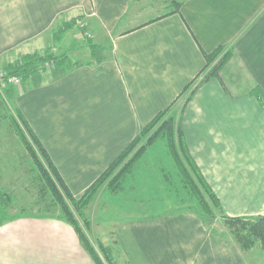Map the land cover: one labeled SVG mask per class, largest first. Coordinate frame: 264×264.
Masks as SVG:
<instances>
[{
    "label": "crops",
    "instance_id": "crops-1",
    "mask_svg": "<svg viewBox=\"0 0 264 264\" xmlns=\"http://www.w3.org/2000/svg\"><path fill=\"white\" fill-rule=\"evenodd\" d=\"M146 1L0 0V69L13 55L44 50L57 22L87 18L93 39L109 41L105 55L93 42L95 61L7 87L15 107L80 198L225 45L230 56L196 87L180 126L225 213L264 215V0H184L169 15V0ZM138 14L147 19L132 24ZM164 205L115 226L117 264H248L195 212ZM0 264L95 262L71 225L33 216L0 225Z\"/></svg>",
    "mask_w": 264,
    "mask_h": 264
},
{
    "label": "rangeland",
    "instance_id": "rangeland-1",
    "mask_svg": "<svg viewBox=\"0 0 264 264\" xmlns=\"http://www.w3.org/2000/svg\"><path fill=\"white\" fill-rule=\"evenodd\" d=\"M149 1L151 0H147L146 3ZM149 10L152 11L151 8ZM132 12L135 13L136 9L133 8ZM134 18L136 19L132 24H137L147 19V16L138 14L137 16L134 15ZM91 26L87 18L64 24L57 22L48 33L49 43L47 47L40 52L43 58L49 57L50 59L38 67L39 71L53 69L55 72L61 73L77 63L87 60L95 61L90 54V49H93V51L99 49L95 47L93 42L100 43L104 48L100 51L101 55L108 53L109 41H101L99 38L94 40ZM16 58L13 55L9 59L13 64L22 60V56ZM9 64L0 69V74L9 75L6 71V66ZM215 66L216 62L211 64L208 69L210 70ZM203 77L204 74L199 77V81ZM7 87L9 86L0 85V189L12 195L13 204L7 209L0 206V219H5L6 216L18 213L23 209L26 212L47 213V205L51 203L50 196H44L42 193L37 177V169L32 165V161L22 144H20L19 138L9 122V115L13 114L16 107L11 95L7 92ZM191 89L185 91L172 106L171 111L164 117L173 116L176 120L180 119ZM158 125L156 124V126ZM156 126L141 132V138L131 154L118 165L116 171L128 163V159L134 155L136 149L141 147L142 143H145L147 135L154 133ZM167 151L163 140H158L154 146L148 147L147 152L137 160L132 168L130 167L123 178L119 179L118 184H121V186L117 188L118 191L113 192V189H109L108 186L102 188L103 185L97 188L92 201L83 210L86 217L85 221L76 213L82 230L100 256L102 254L99 243L111 249L114 246V240L116 239H113L114 236L110 238L109 234L114 231L119 222L127 218L145 217L148 214H153L163 208L164 203H161L163 201L166 202L164 210L173 211L179 208L195 212L197 215L195 205L192 203H177L180 193H176L174 188L167 193L163 189L166 186L165 184L177 182L174 176L170 177L175 174V168ZM181 195L186 199L189 198L186 192H182ZM224 221L222 216L218 215L208 225L211 230L217 232L218 237L235 243L234 236L231 235L228 227L223 224ZM106 235L108 236L107 240L105 239ZM243 253L248 264H263L264 254L259 242L249 250L243 251Z\"/></svg>",
    "mask_w": 264,
    "mask_h": 264
},
{
    "label": "trees",
    "instance_id": "trees-1",
    "mask_svg": "<svg viewBox=\"0 0 264 264\" xmlns=\"http://www.w3.org/2000/svg\"><path fill=\"white\" fill-rule=\"evenodd\" d=\"M183 1L184 0H169L165 15L179 11ZM40 52L41 51H37L32 54H27L16 64L10 63L6 66V71L11 76H20L22 81L27 80L33 74L40 73L38 67L44 64L46 60L50 59L49 57L43 58ZM230 54V49L225 45H220L211 53L206 54L207 62L201 73L184 89L170 107L159 112L153 120L141 130L142 132L159 124L156 126L153 134L147 135L145 143H142L141 147L136 149L134 155L128 159V163L120 170L116 171L118 165L131 154V151L141 138V132L117 156V158L80 198H75L72 195L64 180L58 174L57 168L50 159L49 154L40 139L21 111L18 108H15L13 114L9 115V122L13 131L17 134L20 144H22L32 161V165L37 169V177L42 193L44 196H50L51 203H48L47 205V213L26 212L23 209L18 213L6 216V218L4 217L5 219H0V225L22 217H55L68 223L75 229L83 247L91 255L95 264H117L112 249L104 246L102 243H99V249L102 254V256H100L99 252H97L82 230L76 213L85 221L86 217L83 210L92 201L93 194L97 188L103 185L102 188H107L108 186L109 189H113V192L118 191L117 188L121 186V184H118L119 179L121 177L123 178L130 167L132 168L137 160L147 152L148 147L154 146L158 140H163L175 168V174L170 177L174 176L177 180L175 183L165 184L166 186L163 187L165 193L168 191L170 192L174 188L176 193H180V196L178 197L179 199H177L179 203H192L195 205L197 215L205 222L209 229H211L209 226L211 221L216 219L218 215H221L222 219L225 220L223 224L228 227L231 231V235L234 236V244H236L242 252L249 250L259 242L264 254V215L256 217L228 216L225 213L219 198L212 190L195 160L191 156L182 127L180 126V120H176L173 116L164 117L171 111L172 106L179 100L185 91L192 88L187 98L188 102L192 94L195 92L196 87L204 79L211 75H217ZM214 62H216V66L209 70L208 68ZM45 71L43 70V72ZM203 74V79L199 81V77ZM182 192H186L189 198H184L183 195H181ZM12 200V195L9 192L0 189V206H2V208H9V206L13 204ZM162 203L166 202L163 201ZM1 213L5 214L4 212ZM212 231L214 232V230ZM214 233L217 235V232Z\"/></svg>",
    "mask_w": 264,
    "mask_h": 264
},
{
    "label": "built area",
    "instance_id": "built-area-1",
    "mask_svg": "<svg viewBox=\"0 0 264 264\" xmlns=\"http://www.w3.org/2000/svg\"><path fill=\"white\" fill-rule=\"evenodd\" d=\"M201 80V79H200ZM22 83V79L20 77L17 76H11V75H2L0 74V85L1 86H8V85H17V84H21Z\"/></svg>",
    "mask_w": 264,
    "mask_h": 264
}]
</instances>
